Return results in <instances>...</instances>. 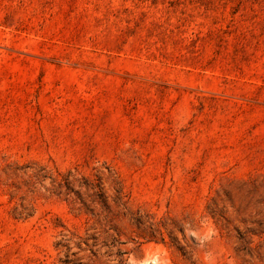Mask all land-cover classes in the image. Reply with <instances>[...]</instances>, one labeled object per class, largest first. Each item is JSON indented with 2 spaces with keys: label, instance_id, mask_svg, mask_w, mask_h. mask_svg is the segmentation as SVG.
Instances as JSON below:
<instances>
[{
  "label": "rangeland",
  "instance_id": "1",
  "mask_svg": "<svg viewBox=\"0 0 264 264\" xmlns=\"http://www.w3.org/2000/svg\"><path fill=\"white\" fill-rule=\"evenodd\" d=\"M0 264H264V0H0Z\"/></svg>",
  "mask_w": 264,
  "mask_h": 264
}]
</instances>
